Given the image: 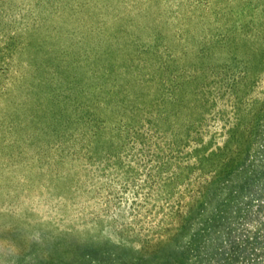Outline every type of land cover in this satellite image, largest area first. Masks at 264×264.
Wrapping results in <instances>:
<instances>
[{
  "label": "rangeland",
  "instance_id": "rangeland-1",
  "mask_svg": "<svg viewBox=\"0 0 264 264\" xmlns=\"http://www.w3.org/2000/svg\"><path fill=\"white\" fill-rule=\"evenodd\" d=\"M262 44L264 0H0V264H79L57 246L71 232L116 243L92 264H264V135L223 205L182 228L160 226L147 138L133 133L195 90L211 102L204 142L221 145L236 115L264 124ZM154 86L138 119L85 91Z\"/></svg>",
  "mask_w": 264,
  "mask_h": 264
},
{
  "label": "trees",
  "instance_id": "trees-1",
  "mask_svg": "<svg viewBox=\"0 0 264 264\" xmlns=\"http://www.w3.org/2000/svg\"><path fill=\"white\" fill-rule=\"evenodd\" d=\"M262 45L254 53L257 52L264 60V44ZM246 67H248L247 62ZM139 77L142 82L141 76ZM177 88H179L178 84L173 91H177ZM141 89L143 92L144 88L141 87ZM85 91L89 93L88 105L91 104L92 108L108 109L114 114L128 116L131 114V119H138L144 112V106L147 108L156 104L157 95L160 92L157 86H154L152 91L149 88L147 93H129L128 90L125 96H119L120 94L115 91H105L104 94L103 89ZM131 94L133 96L129 97ZM209 106L211 102L205 96H199L197 90L189 92V96L177 103L169 94L162 107L160 103L157 104L156 114L151 116L153 118L150 121L151 128L145 133L146 135L138 132L135 125L133 126L134 135H142L143 139L147 138L142 142L148 147V153L144 156L149 157L148 162L151 168L149 177L154 179L152 185H157L156 199L163 203L160 226L174 222L182 228L188 227L199 223L200 218L208 213L212 205L216 208L221 207L223 203L220 204L221 201L218 199L221 195H225V189L233 175L237 174L249 160L250 151L256 139L264 135V132H260L264 124H261L258 117L245 120L236 115L234 125L226 129L223 127L218 137L222 138L221 145H216L211 138L204 142L200 126ZM85 108L84 105H79V110H85ZM69 118L72 119L73 116ZM70 121L73 123L78 119L73 118ZM93 135L94 132L90 134V136ZM153 138L155 140L152 142ZM117 140L120 142L121 138ZM144 147L142 150L145 149ZM119 154L120 152L116 155ZM72 185H74L73 182ZM148 188L149 194L153 193V186L149 185ZM182 188H185L186 194L179 192ZM230 195L232 193L228 194ZM186 199L190 205L183 212L180 201ZM66 236L71 239H65L63 244L59 243L57 246L60 249L61 247L66 249L68 257L78 259L79 264H92L98 261L102 255L106 254L104 251L106 248L100 249V247L112 244L111 247L118 249L112 240L106 242L102 238H85L75 232ZM107 258V261L118 258V254L110 253Z\"/></svg>",
  "mask_w": 264,
  "mask_h": 264
}]
</instances>
